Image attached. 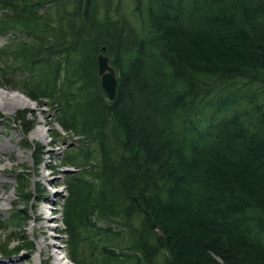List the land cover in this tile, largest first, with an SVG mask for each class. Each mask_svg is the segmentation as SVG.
<instances>
[{"label":"trees","instance_id":"16d2710c","mask_svg":"<svg viewBox=\"0 0 264 264\" xmlns=\"http://www.w3.org/2000/svg\"><path fill=\"white\" fill-rule=\"evenodd\" d=\"M121 1L0 0V36H22L2 81L77 138L69 260L264 264V0H133L130 17Z\"/></svg>","mask_w":264,"mask_h":264},{"label":"rangeland","instance_id":"374dc122","mask_svg":"<svg viewBox=\"0 0 264 264\" xmlns=\"http://www.w3.org/2000/svg\"><path fill=\"white\" fill-rule=\"evenodd\" d=\"M115 2H109L111 11ZM121 4L122 12L130 17L134 1L122 0ZM16 36H0V49L14 50V40L22 39H14ZM1 68L0 91L25 97L19 88L20 80L14 87L4 84ZM25 98L28 104H16L11 109L0 107V264H55L48 257L49 250L56 252L62 264H74L68 257L71 245L64 232L62 209L67 195L65 181L75 169L61 166V161L75 151L77 138L64 133L55 123L56 112L48 100ZM24 125H30L31 130L24 132ZM36 130L41 133L31 138ZM13 214L19 221L16 227L9 223ZM40 240L46 243L38 256L36 242ZM89 252L85 244L78 246L77 254L82 258Z\"/></svg>","mask_w":264,"mask_h":264},{"label":"water","instance_id":"95a60500","mask_svg":"<svg viewBox=\"0 0 264 264\" xmlns=\"http://www.w3.org/2000/svg\"><path fill=\"white\" fill-rule=\"evenodd\" d=\"M104 48H101V52ZM97 75L99 77V85L101 91L104 93L108 100H112L117 89L118 81L115 78L113 69L108 64V58L102 53L96 56Z\"/></svg>","mask_w":264,"mask_h":264},{"label":"bare ground","instance_id":"6f19581e","mask_svg":"<svg viewBox=\"0 0 264 264\" xmlns=\"http://www.w3.org/2000/svg\"><path fill=\"white\" fill-rule=\"evenodd\" d=\"M18 104H28V100H26L25 97H23L20 94L17 93H13V95H9L8 93L4 92V91H0V107L1 108H8L11 109L12 107H15V105ZM41 132L39 130L34 131L33 133H31V138L35 135H39ZM45 241L44 240H40L36 242L37 245V250H38V256L41 255V250L42 248L45 246ZM44 244V246H43ZM47 251V250H45ZM48 257H52L54 260L55 264H62L61 262V258H58V256H56V252L53 251L52 253L50 252V250L48 251Z\"/></svg>","mask_w":264,"mask_h":264}]
</instances>
